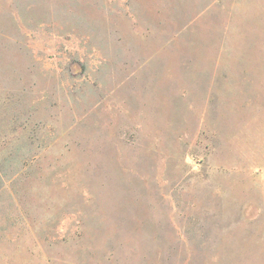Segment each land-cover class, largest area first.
<instances>
[{
	"label": "rangeland",
	"instance_id": "1",
	"mask_svg": "<svg viewBox=\"0 0 264 264\" xmlns=\"http://www.w3.org/2000/svg\"><path fill=\"white\" fill-rule=\"evenodd\" d=\"M0 264H264V0H0Z\"/></svg>",
	"mask_w": 264,
	"mask_h": 264
}]
</instances>
